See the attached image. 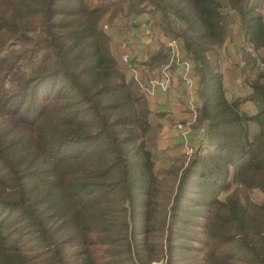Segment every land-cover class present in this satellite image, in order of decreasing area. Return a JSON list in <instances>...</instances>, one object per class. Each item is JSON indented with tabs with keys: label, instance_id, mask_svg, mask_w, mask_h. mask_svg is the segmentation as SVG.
<instances>
[{
	"label": "trees",
	"instance_id": "trees-1",
	"mask_svg": "<svg viewBox=\"0 0 264 264\" xmlns=\"http://www.w3.org/2000/svg\"><path fill=\"white\" fill-rule=\"evenodd\" d=\"M263 10L0 0V264H264ZM154 18L132 46L130 27ZM102 22L145 79L168 61L163 36L178 39L197 78L191 135L204 129L190 154L161 144L175 122L152 111ZM236 34L256 51L241 68Z\"/></svg>",
	"mask_w": 264,
	"mask_h": 264
},
{
	"label": "built area",
	"instance_id": "built-area-1",
	"mask_svg": "<svg viewBox=\"0 0 264 264\" xmlns=\"http://www.w3.org/2000/svg\"><path fill=\"white\" fill-rule=\"evenodd\" d=\"M137 22L138 20H133ZM156 20H150V23L142 25L140 33L136 31L134 27H130V42L133 46V41L135 40L132 35H135L137 38V43L144 44L145 40H149L152 28L158 27L156 26ZM102 28L105 31H109L113 33L114 37V45L111 49L114 57H117L120 64L127 69L128 76L132 80H134L138 86L142 89V91L146 94L147 97L152 98L160 95L170 94V88L172 82L177 80L181 83V88L184 92V103L186 106V120L178 121L175 123V128L181 133V137H185V133L187 129L196 121L198 117V110L195 103V95H196V76L192 71V62L189 58L185 57L182 54L180 44L178 39L174 36H163V42L167 49L168 53V61L161 65L158 70L156 77L148 76V78H144L142 74V69L144 66H135L131 63L132 58L134 57V53L130 51V43L128 39H126L123 35H118L117 27L111 28V26L107 22H102ZM155 29V28H154ZM116 32V33H115ZM238 46L240 47L239 53L236 56L238 62V68L245 66V59L243 58L244 53L250 56L255 57L256 51L253 45L246 40V38L241 34L237 37ZM140 56L138 55V58ZM145 54H142V59H145ZM259 66L262 65L260 62L257 63ZM203 127L200 128V132H203ZM192 149L190 147L186 148V152L190 154Z\"/></svg>",
	"mask_w": 264,
	"mask_h": 264
},
{
	"label": "crops",
	"instance_id": "crops-1",
	"mask_svg": "<svg viewBox=\"0 0 264 264\" xmlns=\"http://www.w3.org/2000/svg\"><path fill=\"white\" fill-rule=\"evenodd\" d=\"M224 73L226 74V70L228 69V65L224 64L223 65ZM237 82H239L237 80ZM197 87V80L195 83ZM172 91V92H171ZM170 94L166 95H160L158 94L155 97L150 98L152 101V111L153 112H165L167 113L166 115L173 118V121L176 123L178 121H185L186 120V106H185V101H184V92L183 89L181 88V83L175 80L171 84L170 88ZM174 93V94H172ZM202 132L196 131L194 135H191L190 132V127L187 129V132L185 133V137L182 138L181 133L175 128V126H170L168 124H164L161 132H160V141L161 139V144L165 145L168 138L172 137L175 142H181L183 143L182 150L185 152L187 147L197 145L196 143V138L199 134ZM191 145V146H190Z\"/></svg>",
	"mask_w": 264,
	"mask_h": 264
},
{
	"label": "rangeland",
	"instance_id": "rangeland-1",
	"mask_svg": "<svg viewBox=\"0 0 264 264\" xmlns=\"http://www.w3.org/2000/svg\"><path fill=\"white\" fill-rule=\"evenodd\" d=\"M93 1H96V0H93ZM263 13H264V10H263ZM153 20H156V18H154ZM237 29V28H236ZM239 35L238 34H236V38H235V43H236V45L238 46V41H237V37H238ZM135 45H136V43H135ZM172 92V91H171ZM172 94H174V93H172ZM161 141H163L162 139H161ZM258 198V200H261L262 198H263V196H258L257 197ZM189 210H195V208H193V207H189ZM15 216L13 215H11V219H13ZM153 264H157V263H153Z\"/></svg>",
	"mask_w": 264,
	"mask_h": 264
}]
</instances>
